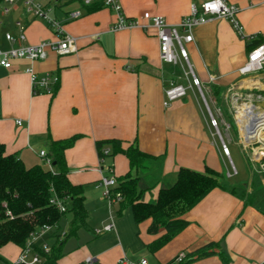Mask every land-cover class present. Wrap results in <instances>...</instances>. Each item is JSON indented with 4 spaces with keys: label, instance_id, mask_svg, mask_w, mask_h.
Listing matches in <instances>:
<instances>
[{
    "label": "crops",
    "instance_id": "obj_1",
    "mask_svg": "<svg viewBox=\"0 0 264 264\" xmlns=\"http://www.w3.org/2000/svg\"><path fill=\"white\" fill-rule=\"evenodd\" d=\"M37 1L76 38L77 52L60 55L50 51L43 60L15 59L10 69L0 67V141L7 153L17 154L27 166L48 167L40 151L50 154L51 140L78 135L66 151V161L71 181L85 186L89 216L87 224L71 236L76 241L71 245V237L66 241L58 264H123V259L168 264L181 252L187 253L210 241L218 242L229 264L263 261L264 214L221 188L211 190L186 212L183 215L188 221L186 228L154 253L148 246L165 230L150 234L149 221L138 225L131 207L120 208L117 204L109 208L98 187L103 174L98 168V140L118 138L146 152L164 154L163 181L173 180L181 167L202 172L210 167L225 174L226 155L210 126L207 106L197 88L188 89L184 98L170 106L164 105L170 81H187L181 65L162 61L155 28L136 26L112 31L117 16L111 8L97 6L89 10L98 3L84 5L81 0ZM119 1L128 18H141L149 12L178 24L190 13L192 4L201 5L205 0ZM228 1L239 7L238 18L245 35H260L264 39V0ZM1 6L2 3L1 49L12 47L5 40V33L17 35L19 20L26 24L25 44L57 38L42 19L26 17L22 0L7 15L2 13ZM74 10H80L82 15L70 19L69 12ZM186 49L205 98L210 97L214 106L220 107L213 91L218 86L226 104L229 89L233 88L251 95L252 102L264 108V71L245 75L240 72L248 60L247 39H242L227 19L213 18L196 27L194 41L187 43ZM30 66L39 77L46 73L58 77L51 94L33 93L27 72ZM18 119L21 124L16 122ZM236 132L239 137L237 127ZM109 163L116 177L130 167L121 153L112 156ZM159 189L160 185L147 193L146 199L154 200ZM110 222L113 224L110 231L96 234L97 229ZM60 232L63 235L68 231L60 228ZM21 252L22 248L16 244L4 246L0 250V264H14ZM170 264L179 263L175 260ZM191 264L225 262L217 254Z\"/></svg>",
    "mask_w": 264,
    "mask_h": 264
},
{
    "label": "trees",
    "instance_id": "obj_2",
    "mask_svg": "<svg viewBox=\"0 0 264 264\" xmlns=\"http://www.w3.org/2000/svg\"><path fill=\"white\" fill-rule=\"evenodd\" d=\"M3 0H0L2 3ZM97 4V3H96ZM97 6L89 8L94 10ZM260 35H253L247 39L248 51L263 43ZM217 103L224 107L221 89L213 87ZM231 128L236 129V123L228 111ZM78 135L69 138L51 140L50 156L54 171L43 165L27 166L17 154H9L5 145L0 141V250L8 244L26 247L29 236L45 224L56 225L52 238L51 249L48 253L35 245L43 261L40 264H58L64 255L66 241L78 233L87 224L89 216L85 206V186L75 184L69 177V167L66 161V151L73 146ZM99 156H103L104 147H111V157L118 153L124 154L129 161V170L117 177V190L123 195L120 208L131 207L138 225L149 221L148 232L157 235L162 229L165 233L148 247L151 252L168 244L179 232L186 228L188 221L183 215L203 200L214 188H221L236 195L247 204L264 214V172L252 170L250 187L254 193H249L248 187L230 185L224 179L225 174L210 167L197 171L181 167L175 178L163 181V169L166 157L164 154L155 155L139 148L134 143L128 145L118 138H107L97 141ZM160 185L157 197L147 200V193ZM56 192L59 197L67 199L68 209L60 212L50 203ZM72 213V220L68 232L61 235L60 221L68 213ZM220 255L225 264L229 259L220 249L217 241H210L186 253V257L179 264H191L194 261ZM177 259H173L174 262Z\"/></svg>",
    "mask_w": 264,
    "mask_h": 264
},
{
    "label": "built area",
    "instance_id": "obj_3",
    "mask_svg": "<svg viewBox=\"0 0 264 264\" xmlns=\"http://www.w3.org/2000/svg\"><path fill=\"white\" fill-rule=\"evenodd\" d=\"M18 1L19 0H3L1 6L2 13L4 15L9 14ZM81 2L84 5L100 3L101 6L114 10L117 20L111 27L112 31L136 26L146 30L148 28L156 29L160 42L162 61L174 65H181L187 81V83L177 82L176 80L170 81L169 86L165 89L164 105L166 107L170 106L174 101L184 98L188 93V89L195 87L199 90L210 111L202 90L201 81L194 72L189 53L186 49V44L194 41V29L196 27L206 24L213 18H224L231 23L233 29L242 39L250 38L245 35L243 25L238 18L239 7L230 3L228 0H205L201 5L192 4L190 13L178 24H171L163 16L152 15L149 12H145L141 18H128L119 0H81ZM22 3L26 17L29 19H42L55 31L57 38L54 40H43L37 44H25L27 40L26 24L23 20L16 21L18 34L14 35L10 32L5 33V40L9 42L12 47L9 49L0 48V67L10 69L15 59H24L30 62L43 60L47 58L50 51L60 55L77 52L76 38L65 31L63 23L56 17L50 15L48 9L42 3L37 0H22ZM81 15L82 12L80 10L69 12L70 19L78 18ZM14 45H17V47ZM260 71H264V42L255 45L248 51V60L240 69L243 75ZM27 72L30 74L32 89L35 95L43 93L51 94L53 92V87L58 81L57 76L46 73L39 77L33 66L28 67ZM211 81H214V78H212ZM251 99V95L230 88L228 109L236 123L240 145L247 151L253 170L264 172V109L252 102ZM242 100L244 101L242 102ZM240 104L242 106H240ZM240 110L243 112V122L246 123L245 130H243L241 126L243 123L239 118ZM16 122L21 124L20 119ZM211 122L217 129L221 138L223 151L229 158L232 171H227V177L231 178L233 175H237L238 170L230 156V150L220 134L218 122L212 114ZM228 126L231 128L230 123H228ZM253 133H257L258 136L252 140H249V137L245 135ZM102 153L103 156H99L98 168L103 174L98 182V187L102 189L103 199L106 201L109 208H112L114 205L120 204L123 200V195L117 190L118 180L113 165L109 163L112 153L111 147H104ZM40 156L44 158L49 169L54 171L52 157L45 150L40 151ZM50 203L62 213L66 212L68 209L67 199L59 197L56 192H53ZM112 228V222L107 223L101 229H97L96 234H102L110 231ZM55 229L56 225L45 224L38 230L32 232L26 247L22 248V252L14 264H40L43 258L40 253L35 250V245H38L40 249L48 253L51 249L50 244L46 241L39 243V241L45 236L54 233ZM185 257L186 252H181L176 259L177 261H182ZM90 261L91 258H88L87 262ZM121 262L123 264H147V260L145 259H142L138 263H133L127 259H123ZM256 264H264V260Z\"/></svg>",
    "mask_w": 264,
    "mask_h": 264
},
{
    "label": "rangeland",
    "instance_id": "obj_4",
    "mask_svg": "<svg viewBox=\"0 0 264 264\" xmlns=\"http://www.w3.org/2000/svg\"><path fill=\"white\" fill-rule=\"evenodd\" d=\"M185 83V82H184ZM206 100L209 104L210 110H207L206 108V113H207V117L209 118V123L211 128L214 130V135L217 137V140L219 141L220 145H221V149L223 151L222 148V142H221V138L219 133L217 132V129L215 128V126L212 124L211 122V114L214 116V118H216L217 122H218V128L220 131V134L222 136V138L224 139L225 143L227 144L229 150H230V156L238 170L237 175H233L231 178L227 177V170H231V164L229 163V158L226 155L225 160L223 161V166L225 167V177L224 179L230 183V184H241V185H248V191L249 193H254L253 188L250 187V179H251V175H252V170H253V166L252 163L250 162V158L247 154V151L243 148L242 145L239 144V137L237 136V132L236 129L233 128H229L228 123V114L224 112V109H227L228 104L224 103V107H218V106H214L213 101L210 99V97L206 96ZM244 100H242L243 102ZM240 106H242L240 104ZM264 109V108H263ZM224 153V151H223ZM225 154V153H224ZM249 183V184H248ZM107 204V203H106ZM72 217V214L70 212H68L63 219L60 221V225H61V229L62 231H68V226L70 225V218ZM70 242L69 244L71 245L74 241H76L75 237H71L70 238ZM42 241H46L49 244H52V239L50 237L45 236L44 238L40 239L39 243H41ZM68 244V246H69Z\"/></svg>",
    "mask_w": 264,
    "mask_h": 264
},
{
    "label": "bare ground",
    "instance_id": "obj_5",
    "mask_svg": "<svg viewBox=\"0 0 264 264\" xmlns=\"http://www.w3.org/2000/svg\"><path fill=\"white\" fill-rule=\"evenodd\" d=\"M245 107H246V105H245ZM242 116H243V112L240 110V112H239V118H240V121L243 123L241 125L242 126V129L245 130L246 129V126H245L246 123L243 122L244 118H242ZM245 135L249 137V140H252V139H254V138H256L258 136L257 133H255V134L254 133L253 134H245Z\"/></svg>",
    "mask_w": 264,
    "mask_h": 264
}]
</instances>
